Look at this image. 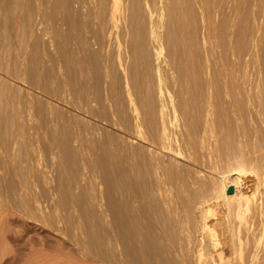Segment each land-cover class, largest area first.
<instances>
[{
  "label": "bare ground",
  "instance_id": "6f19581e",
  "mask_svg": "<svg viewBox=\"0 0 264 264\" xmlns=\"http://www.w3.org/2000/svg\"><path fill=\"white\" fill-rule=\"evenodd\" d=\"M14 1L6 0L8 5L4 3L3 8L8 6V10H11ZM241 1L18 0L23 38L20 39L22 46L15 43L12 48L17 47L19 50L20 61L12 71L8 69L7 74L9 78L25 83L28 88H24V95L18 101L19 106L14 107L12 113L23 123L25 116L30 115L33 104H36V108L45 113L42 125L50 130V134L54 136L58 129H64L67 136L71 137L70 140L75 142L73 154L82 157V162L84 160L80 175L84 176L93 167L90 162L92 156L91 159L86 156V149H92L97 161L106 159L105 163H99L104 172L107 169L105 164L109 162L107 159L122 163L121 175L126 178L131 175L133 178L132 184L127 186L131 197L122 196L118 201L119 220L122 221L124 216L129 219L125 232L130 230L128 234L131 240L139 247L142 217L146 216L150 221L149 228L152 227L154 218L165 217L174 225L170 226L177 230V240L175 238L176 243L170 247V252L181 264H230L234 261L232 256L233 260L229 259L231 248L241 250L242 240L245 239L242 237L255 229L259 214L253 209L251 214L248 212V218L239 217L242 211L250 207L261 178L260 167L264 165L262 149L257 145L256 131L250 127L252 120H255L252 119V114L249 116L250 105L247 108L248 102L253 101L251 90L245 88L242 80H230L227 77L228 69L227 76H222L224 73L218 74V68H224V65L223 68L219 67L225 62L222 53L232 47V34L241 25L240 21L237 23V18L235 21L233 16L225 15L222 7L227 5L235 11L242 4ZM145 8L147 11L143 14ZM14 17L18 18V15ZM1 19L0 16V21ZM238 30L237 36L243 32ZM1 34L3 33L0 36ZM140 36L143 37L140 39ZM6 42L8 40L4 44L0 42V63L8 53L10 44H5ZM244 42L243 49L248 47ZM25 43L31 44L29 46L33 51H27ZM140 43L145 45L144 54L149 56V62L147 57L142 59L147 60L152 69V86L162 90L148 96L142 95V89L140 90V87L143 88L148 83L139 84V87L137 76L134 77L137 74L136 67L141 65L138 61ZM200 45L204 49V58L198 53L202 47ZM239 49H242L241 45ZM235 51L236 49L233 52ZM246 52L248 51L245 54ZM227 57L229 56L226 59ZM242 58L240 57L241 61ZM144 65L142 70L146 68ZM141 68L139 72L138 68L136 71L144 74L143 71L140 72ZM117 70L119 72L116 73ZM118 73L121 80L115 75ZM151 73L149 74L152 75ZM115 78L120 80V88L115 84L118 80ZM9 80L0 73V110L7 104V93L4 92L11 86L8 84ZM16 88L15 86L14 90ZM29 88L37 93L31 92ZM102 90L110 92V97L104 98ZM118 94H122V98ZM8 95L11 96L10 92ZM15 95L19 96V91ZM117 97L122 99V102L119 99L121 103L117 102ZM51 100L64 103L67 107H55L56 104H52ZM111 103L115 106L114 111H127L130 115V130L127 129L128 133L118 134L116 139L108 129L84 118V115L104 117L105 108L110 107L108 105ZM114 118L115 115H112L108 122L116 120ZM57 137L53 138H61ZM96 147L101 150L98 151ZM143 148L148 160L145 164L149 162L144 167L150 176L146 185L142 184L141 159L138 161L141 157L137 156L140 152L142 155ZM143 160L142 158L141 164L145 161ZM221 160L225 161L227 167L223 172L217 170ZM108 166L110 167L109 164ZM179 166L184 169L180 174L177 173ZM108 175H105L103 181L112 188L113 180ZM241 175L244 178L243 184L240 183ZM176 178L180 180L178 183ZM143 185L144 189L141 188ZM229 185H232L231 191H227ZM151 199H154L153 203L150 202ZM258 208L261 210V206ZM235 217H238L236 221ZM101 219L102 216L99 220ZM164 234L166 233L162 235ZM248 243L249 241L247 245L250 244ZM242 259L244 262V258Z\"/></svg>",
  "mask_w": 264,
  "mask_h": 264
},
{
  "label": "rangeland",
  "instance_id": "374dc122",
  "mask_svg": "<svg viewBox=\"0 0 264 264\" xmlns=\"http://www.w3.org/2000/svg\"><path fill=\"white\" fill-rule=\"evenodd\" d=\"M14 2L16 4H13L14 8L12 7L11 10H8V6H4L3 8L6 0H0V7H2L0 10V16L3 19H1L0 21V33H3L0 36V40H2L0 42H3L4 44V42L8 40V43L6 42L5 44H10L8 47L9 49L7 48L8 53L6 52L8 56H4L3 60L0 63V73L5 78H7V80L10 79V82L8 81V84L11 85L10 87H8L9 90L7 88L4 92L5 94L7 93L6 99H11V101L9 100L10 102H8V100H6V107L5 105H3V110H0V264H181L178 260L172 257V253L170 252V247L173 245V243L175 244L177 240V237H175L178 235L177 230L171 227L174 225H171V222L165 217L154 218L155 221L151 222L153 223L151 224V228L148 227V223L150 222L148 218L146 216L142 217V234L139 247L137 243L135 244V242L131 240V236L130 234H128L130 230L128 229V231L125 232L127 228L126 225H129V219L127 218V216H124L122 218V221L119 220L117 214V211H119L118 201L119 197L122 196L131 197V191L127 189V186L129 184H132L133 178L131 175L127 176L128 178L121 175L120 167H122V163L118 164V162H115L114 160L111 161L110 159H107L109 162H106L105 165L108 166L109 164L110 167L106 166L107 169L104 172V170H102V167H100L102 165H100L99 163L101 162L102 164V161H104L103 163H105L106 159H101L99 162V159L98 161L97 159H94V152H92V149H86V156L88 158L92 156L93 161L91 160L90 162L92 164L91 166L93 167H91L92 169L88 171L89 174L87 172V174H85L84 176L80 175V171H82L83 169L82 166L85 164L84 160L82 162V157L80 158L79 155L76 156L73 154V146L75 142L70 140L71 137L67 136V133L64 132V129H58V132L55 133L57 135L54 134L53 136V134H50V130L45 129L42 125V123L44 124L45 113L43 112V110L36 108V104V106L33 104V106L31 107L29 111L30 115L28 114V117L25 116V123H22L19 117H15L16 115L12 113L11 110H13L14 107L19 106L18 101L20 100L22 94L24 95L25 89L28 88L25 83L13 80L9 78L7 74L9 73V71H12L14 67H16L15 65L19 63L18 61H20L18 52L19 50L17 49V47H12L15 46V43H18V45L20 44V46H22V40L20 39L23 38L22 27L19 22L20 11L18 8V0H15ZM241 3L242 4L237 7L235 11L231 10V8H229V6L227 5H224V7H222L225 15L233 16L235 18V21L237 18V23L240 21L239 23L241 25H239V30L241 29L240 32L242 30L243 32L240 33L241 35L237 36V29L232 34V47L234 46L233 48L234 50L236 49V51L233 52V48L228 47L226 49L227 51L224 49L227 52L226 54L223 50L224 53L222 54L225 56V62L219 67H222L224 65L225 69L223 67L222 68L225 71L223 72V70L218 68L220 72L218 74L221 75L224 73V75L222 76H225L226 70L228 69L231 77L228 72V76H226L229 77L230 80H242V82L244 81L243 84L245 88L251 90L253 101L248 102L247 108L249 109V107H251V113L249 112V110L248 113L250 117L253 115L252 119L255 118V120H252L253 123H251L250 127L255 129L256 131V140L258 141L257 145L260 149H262V159H264V107H262L264 106V65H262L264 64V40H262V38H264V0H242ZM5 8L7 9L5 10ZM144 11L143 14L146 13V8L144 9ZM17 15L18 18H15L14 16ZM82 33H84V30L82 31ZM198 35L200 34L198 33ZM142 37L140 36V39ZM236 38L238 39V41L235 40ZM243 41H245L244 43L246 44V46H248L244 47V49L242 46ZM235 43H237V46H235ZM25 45L26 48H28L27 51H30L29 49L33 51L29 46L31 44L25 43ZM239 45H241L242 49H239ZM144 46L145 45H142L141 43L139 45V53L140 51L141 53L138 55V61H140L139 63H141V65L137 61L136 65H139L135 69V72L137 74H135L134 72V77L136 78L137 76L136 80L138 82V85H145L146 83H148L145 85V87H143L144 85H141L143 88H141L139 85L140 90L142 89V95L148 96L153 92L158 93L162 90L157 86L154 89V87L152 86L151 77H153V74L150 72L152 71L151 67L149 68V56L147 55V53L144 54V52H146L144 51ZM201 46L202 45H200L199 47ZM202 48L203 46L201 47V49L199 48L198 53H200L199 56L201 58H204L202 55L204 53V49ZM245 51L248 52H246L245 54ZM241 54L243 55L241 56ZM237 55H239V58L236 57ZM226 56L229 57H227L226 59ZM247 56L249 57L247 58ZM145 57H147L148 62H146L147 60L143 61ZM240 57H243L242 61L244 63L241 61ZM4 61L7 62L5 63ZM144 62L148 64V67ZM238 62L242 63L240 64ZM5 64L7 65L4 67ZM234 64H236V66H233ZM142 65L146 66L147 69L144 67L142 70ZM238 67L241 68L239 69ZM137 68L138 72L139 68H141L140 72L143 71L142 73L144 74L138 73L136 71ZM2 70L4 71L2 72ZM117 72L119 71L117 70L116 73ZM148 72L152 75H150ZM5 74H7V76ZM145 74H147V76ZM115 75H117L120 80L122 79L121 77H119V73ZM115 75L114 77H116ZM138 77L141 78H139L141 81L138 80ZM118 78H115V80ZM119 79L117 80L119 82L117 83V81H115V84L120 88L121 82ZM247 81H251L252 83H248ZM253 83H255V85ZM15 86L17 88L19 87V90L17 88L14 90ZM118 87L117 89H119ZM29 89L31 90V92L37 93V91H35L34 89ZM148 89L152 90L149 91ZM11 90L15 92L13 93ZM22 90H24L23 93ZM143 90H145V92H143ZM16 91H19V96L15 95ZM8 92H10L11 96L8 95ZM102 92L101 95L104 98L107 99L108 96L110 97V92L107 93L105 90L103 93ZM12 93L14 95H12ZM119 95L122 98V94H118V96ZM12 96H14L15 99L14 97L12 98ZM16 96L19 98H17ZM120 97H117L118 103L122 102V99ZM119 99H121V102ZM51 102L54 105L56 104L55 107H58V105L59 107L63 108L67 107L66 104L56 100H51ZM248 105L250 106L248 107ZM108 106H110L108 107L110 111L108 108H105V112L107 114L104 113V117H99L96 115H84V118L88 119L89 122H97L103 128L108 129L116 139L117 137H119V135L128 133V131L130 130V115L127 111H124L125 113H127V115H124L125 113H122L123 111H114L116 109L113 103L109 104ZM112 107L114 109H112ZM34 109L36 110L34 111ZM257 110H261L259 111L260 113ZM54 112L56 113L55 110ZM116 113L118 116H116ZM55 115L56 114H54V116ZM109 115H115L116 120L108 122V120H111V116L109 118ZM256 118L258 121L256 120ZM123 122L126 123L124 124ZM108 124L111 126H109ZM120 124H122V127ZM115 125L117 126V128ZM13 131L14 133L12 134L11 132ZM57 136H61V138L59 137V140L54 139ZM64 138H68V141H65ZM11 139L13 144L10 143ZM17 140L19 143L17 142ZM110 144L113 146V143ZM96 148L98 151L101 150L100 147ZM141 151H143L142 155L141 152L139 153V155H137L138 157H141L138 159V161L141 159V161L139 162L141 170L140 175L144 181L142 182V184H147L149 183L150 176L148 175L149 173H146L147 169L145 168L146 165L149 164V162L145 164V162L148 161L145 157L147 156L145 155L147 154L145 148H143ZM142 158L145 161L143 160L144 162L141 164ZM124 163L128 164V162ZM218 167L217 170H220V172H223V170L227 169L224 160L220 161ZM84 168L86 169V167ZM262 168H264V165L260 167L261 178L256 188V194H254L256 198H254L255 196L252 198L250 207H248L249 209L242 211V215L239 216L248 218L252 210L256 209L259 214L255 222L256 224L254 225L255 229H252L248 233L250 237H247L249 236L248 234L242 237V239H245L242 240V246L244 247L241 246V250H239V248L237 247L231 248L233 252L230 250L231 252L229 254V259H231L230 261L234 259V261L230 262V264H264V258H262L264 257V169ZM183 170L184 169L179 166L177 173L180 174V172ZM105 175H108L112 178L111 180H113L114 184L112 188H109L107 184H105V180L103 181V179L106 178ZM242 176L243 175H241L240 180V183L242 182L241 184H243L244 182L242 181L244 180ZM177 180L178 183L180 180ZM145 185H143L141 188L144 189ZM153 200L154 199H151L150 202L153 203ZM260 206L261 210L260 208H258ZM248 212H250V214ZM101 216L102 219L100 221L99 219ZM232 216L234 215L232 214ZM237 218L238 217H235L234 220L236 221ZM257 220L259 221L257 222ZM156 222H158L159 224ZM162 222L164 223L162 224ZM154 223H156L157 225ZM123 227H125V229ZM167 232L170 234H168ZM151 233L152 235H150ZM163 233H166L167 235H162ZM172 234L174 236H172ZM167 238L169 239V241ZM108 240L110 241V243ZM107 241L110 245L107 243ZM248 241L251 244L250 245L248 243L250 246L247 245ZM167 243L169 244L167 245ZM163 247L164 249H162ZM246 249H248V251ZM259 255L261 256V259ZM231 256L233 257V259ZM238 258H240V260ZM242 258H244L245 263L243 262Z\"/></svg>",
  "mask_w": 264,
  "mask_h": 264
},
{
  "label": "water",
  "instance_id": "95a60500",
  "mask_svg": "<svg viewBox=\"0 0 264 264\" xmlns=\"http://www.w3.org/2000/svg\"><path fill=\"white\" fill-rule=\"evenodd\" d=\"M232 190V185H229V187H227V191H231Z\"/></svg>",
  "mask_w": 264,
  "mask_h": 264
}]
</instances>
